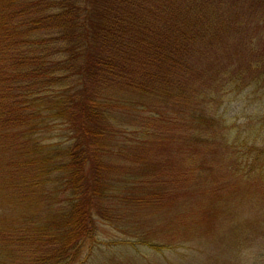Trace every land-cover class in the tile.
<instances>
[{
	"label": "trees",
	"instance_id": "1",
	"mask_svg": "<svg viewBox=\"0 0 264 264\" xmlns=\"http://www.w3.org/2000/svg\"><path fill=\"white\" fill-rule=\"evenodd\" d=\"M111 1L132 16L129 41L121 13L91 16V0L66 29L62 0H0V264L75 260L93 209L111 224L115 197L195 230L264 203V137L231 136L217 112L225 93L264 98V0ZM146 163L176 169L120 194L128 165Z\"/></svg>",
	"mask_w": 264,
	"mask_h": 264
},
{
	"label": "rangeland",
	"instance_id": "2",
	"mask_svg": "<svg viewBox=\"0 0 264 264\" xmlns=\"http://www.w3.org/2000/svg\"><path fill=\"white\" fill-rule=\"evenodd\" d=\"M64 1L62 0V6L55 7V11L62 13L60 24H65L66 29L81 21L82 10L88 2L78 0L77 3L81 7L76 13H72L69 8L70 3L74 1H65V3ZM113 2L91 0L90 15L93 16L98 10L105 9H109L113 15L115 12H120L125 29L124 37L129 41L132 36H136V31L132 28L135 25L132 16L130 13L127 15L122 10H117V5ZM63 44L70 48L75 41L69 44L63 42ZM115 49L121 54L118 44H115ZM107 50L111 53L109 48ZM62 55L67 57L69 53L63 52ZM110 56L121 68L116 55ZM259 96L251 89H243L235 93H225L219 99L217 112L222 114L221 117L229 126L231 136L237 134L243 138L249 135L251 139L257 136L258 141L263 139L264 126L261 123L264 98ZM145 115L153 118V114L145 113ZM163 167L165 169L152 172ZM173 167L175 168L174 165L164 166L156 163L129 164L126 174L128 178L117 181L119 185L116 188L120 194L138 193L139 190L132 187L134 184L145 189L154 188L162 184L160 175L165 171L167 175H172ZM213 171L210 181L219 182L217 177L223 174ZM251 199L253 201L247 199L243 202L248 203L239 206L240 216L237 221L223 222L214 218L207 230L206 227L195 230L194 219L188 221L184 219L178 224L177 222L166 224V215L161 209L162 204L155 206L146 216L144 210L139 209V204L134 201H128L123 197L111 198V202H115L114 206L118 209L114 211L111 224L94 208L92 230L82 238L75 260L67 264H264V203L259 202L258 196L256 198L253 196ZM104 201L108 202V199ZM134 203L136 206L133 205ZM124 207L127 212H122ZM147 221L151 227H148ZM136 231H141L143 235ZM147 233L154 238L148 237ZM178 235L182 236L184 241H177ZM144 239L164 242L165 246H151L144 242Z\"/></svg>",
	"mask_w": 264,
	"mask_h": 264
}]
</instances>
